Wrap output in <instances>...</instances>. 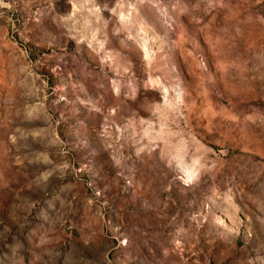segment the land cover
Listing matches in <instances>:
<instances>
[{
	"label": "rangeland",
	"instance_id": "obj_1",
	"mask_svg": "<svg viewBox=\"0 0 264 264\" xmlns=\"http://www.w3.org/2000/svg\"><path fill=\"white\" fill-rule=\"evenodd\" d=\"M0 264H264V0H0Z\"/></svg>",
	"mask_w": 264,
	"mask_h": 264
}]
</instances>
